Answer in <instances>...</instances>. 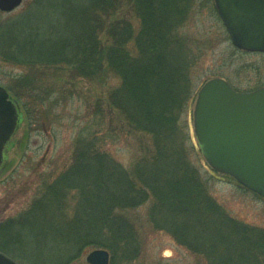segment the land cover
<instances>
[{
    "label": "trees",
    "instance_id": "16d2710c",
    "mask_svg": "<svg viewBox=\"0 0 264 264\" xmlns=\"http://www.w3.org/2000/svg\"><path fill=\"white\" fill-rule=\"evenodd\" d=\"M203 9L219 17L213 0H29L0 12V60L25 69L0 82L20 106L18 126L45 127L78 86L100 91L75 112L70 162L0 221V251L21 264H70L104 248L109 264H135L139 222L129 211L151 201L152 227L205 264H264V228L223 209L188 156L197 150L181 117L204 46L184 26ZM129 134L128 167L105 146Z\"/></svg>",
    "mask_w": 264,
    "mask_h": 264
},
{
    "label": "rangeland",
    "instance_id": "374dc122",
    "mask_svg": "<svg viewBox=\"0 0 264 264\" xmlns=\"http://www.w3.org/2000/svg\"><path fill=\"white\" fill-rule=\"evenodd\" d=\"M27 1L23 0L20 6L8 13L19 12ZM184 29L204 46L202 56L191 72L196 92L203 82L212 77H222L240 91L264 84V52L237 49L219 17L203 9L185 24ZM24 71L23 67L5 64L0 60V82L3 84L11 74ZM75 89L76 95L72 102L66 105L65 110L57 107V116L45 127L29 123L26 119L11 136L0 166V221L27 208L37 196L40 185L50 182L70 162L72 140L79 124L75 112L85 103V96L89 93L96 96L100 92L92 83ZM78 92L80 95H77ZM194 101L181 117L188 142L193 143L197 150L195 154L190 150V160L197 166L210 196L223 209L245 223L264 228V198L242 186L233 177L214 171L202 156L193 132ZM128 136L119 135L105 148L114 159L129 167L137 153L134 143L137 135ZM150 203L147 201L129 211L130 217L136 223L139 222L141 252L135 264H205L202 256L176 243L166 231L152 227L146 219ZM89 251L70 264H88L85 256Z\"/></svg>",
    "mask_w": 264,
    "mask_h": 264
},
{
    "label": "water",
    "instance_id": "95a60500",
    "mask_svg": "<svg viewBox=\"0 0 264 264\" xmlns=\"http://www.w3.org/2000/svg\"><path fill=\"white\" fill-rule=\"evenodd\" d=\"M23 0H0L10 12ZM232 44L249 52H264V0H213ZM20 106L0 84V166L6 146L18 127ZM193 132L207 164L228 174L264 197V84L248 91L233 88L224 78L201 84L192 110ZM88 264H109L104 248L90 250ZM0 264H20L0 251Z\"/></svg>",
    "mask_w": 264,
    "mask_h": 264
}]
</instances>
